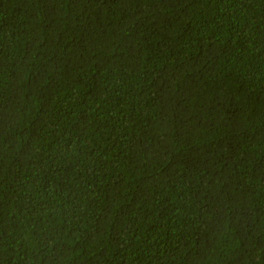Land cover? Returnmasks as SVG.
Here are the masks:
<instances>
[{
    "label": "trees",
    "instance_id": "1",
    "mask_svg": "<svg viewBox=\"0 0 264 264\" xmlns=\"http://www.w3.org/2000/svg\"><path fill=\"white\" fill-rule=\"evenodd\" d=\"M0 264H264V0H0Z\"/></svg>",
    "mask_w": 264,
    "mask_h": 264
}]
</instances>
